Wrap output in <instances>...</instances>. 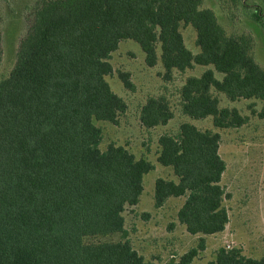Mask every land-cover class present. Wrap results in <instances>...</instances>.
<instances>
[{
	"label": "trees",
	"instance_id": "16d2710c",
	"mask_svg": "<svg viewBox=\"0 0 264 264\" xmlns=\"http://www.w3.org/2000/svg\"><path fill=\"white\" fill-rule=\"evenodd\" d=\"M7 0H0V4ZM27 30L15 63L0 79V264H152L128 239L123 215L138 203L143 176L154 168L122 145L99 147L95 121L117 122L126 102L105 76L111 52L131 39L147 66L164 74L194 64L212 65L189 76L180 88L182 112L193 119L212 117L217 128L243 125L247 116L229 100L258 99L264 116V67L252 55V39L227 35L203 0H25ZM255 19L263 23L260 14ZM196 32L199 52L183 42L180 25ZM0 19V64H1ZM133 89L127 72H119ZM173 112L164 96H150L141 107L146 128L165 125ZM220 133L182 122L177 134L163 133L157 161L177 180L157 177L154 205L184 197L177 219L196 248L176 264H190L204 235L222 232L229 221L221 184L225 161L218 152ZM120 234L116 241L103 240ZM103 238V239H102ZM97 239L96 241H93ZM206 264H264L239 248H219Z\"/></svg>",
	"mask_w": 264,
	"mask_h": 264
},
{
	"label": "rangeland",
	"instance_id": "374dc122",
	"mask_svg": "<svg viewBox=\"0 0 264 264\" xmlns=\"http://www.w3.org/2000/svg\"><path fill=\"white\" fill-rule=\"evenodd\" d=\"M204 7L215 13L225 33L230 36L245 35L252 39V55L264 67V0H203ZM257 11L263 23L253 16ZM1 64L0 79L12 69L20 39L27 30L25 0H7L0 4ZM184 45L193 53L199 52L196 32L191 25H180ZM157 63L147 66L140 45L131 39L119 42L111 52L109 62L112 72L105 76L111 90L126 102L116 123L95 121L101 129L99 147L105 150L110 143L122 145L136 158L149 160L154 168L143 176V191L134 206L123 212L128 239L134 249L152 264H176L191 248H196L200 235H191L177 219V210L184 197H171L160 207L154 205V181L157 177L177 180L172 169L157 161L160 146L158 137L163 133L175 135L182 122H190L199 129L220 133L218 152L225 161L221 184L228 194L223 201L229 221L222 232L204 235L205 243L190 264H206L215 258L219 248H239L243 255L259 258L264 255V116H259L262 102L258 99L229 100L216 93L220 107H235L247 116L239 127L217 128L212 117L193 119L181 109L180 88L189 76H200L213 69L216 78L223 74L212 65L194 64L183 71L173 69L164 73L157 45ZM119 72H127L133 89L124 86ZM150 96H164L173 112L165 125L144 127L139 120L141 107ZM103 239V238H102ZM120 234L103 240L116 241ZM94 239L93 241H96Z\"/></svg>",
	"mask_w": 264,
	"mask_h": 264
}]
</instances>
